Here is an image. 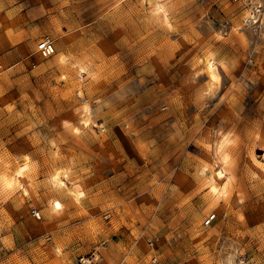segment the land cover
I'll use <instances>...</instances> for the list:
<instances>
[{"label": "clouds", "instance_id": "clouds-1", "mask_svg": "<svg viewBox=\"0 0 264 264\" xmlns=\"http://www.w3.org/2000/svg\"><path fill=\"white\" fill-rule=\"evenodd\" d=\"M0 264H264V0H0Z\"/></svg>", "mask_w": 264, "mask_h": 264}]
</instances>
